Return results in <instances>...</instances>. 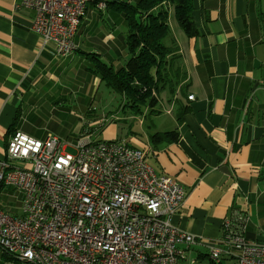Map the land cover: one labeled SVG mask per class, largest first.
<instances>
[{
    "label": "crops",
    "instance_id": "0c3cea01",
    "mask_svg": "<svg viewBox=\"0 0 264 264\" xmlns=\"http://www.w3.org/2000/svg\"><path fill=\"white\" fill-rule=\"evenodd\" d=\"M21 2L0 0V159L16 132L36 140L52 135L62 143L76 132V141H121L143 151L157 173L176 179L187 192L170 219L173 226L212 243L221 238L222 223L238 212L249 218L246 239L264 243V0H191L197 31L192 38L173 25L170 12L164 44L177 48L169 57L175 58L173 88L154 94L153 108L132 107L119 95L122 121L108 118L112 106L100 103L113 98V91L101 80L98 62L118 71L129 59L123 15L90 4L73 40L74 54L60 58L50 46L42 48L32 29L34 12ZM48 112L63 126L50 128ZM147 115L151 126L141 141L129 122L137 120L143 129ZM163 116L168 121L161 123ZM117 122L124 133H117ZM91 127L101 133L93 140L85 137ZM163 134L172 137L151 139ZM75 147L76 142L74 153ZM197 248L185 255L195 251L200 258ZM7 258L0 252V264H16Z\"/></svg>",
    "mask_w": 264,
    "mask_h": 264
},
{
    "label": "built area",
    "instance_id": "2783aa9c",
    "mask_svg": "<svg viewBox=\"0 0 264 264\" xmlns=\"http://www.w3.org/2000/svg\"><path fill=\"white\" fill-rule=\"evenodd\" d=\"M91 3L22 0L21 7L34 12L42 48L67 58ZM6 189L22 201L18 217L0 209V251L20 264H180L196 246L215 264H264V243L246 239L245 214L225 220L212 243L173 226L187 192L121 141L83 138L70 155L56 136L36 140L16 132L0 159V193Z\"/></svg>",
    "mask_w": 264,
    "mask_h": 264
},
{
    "label": "trees",
    "instance_id": "16d2710c",
    "mask_svg": "<svg viewBox=\"0 0 264 264\" xmlns=\"http://www.w3.org/2000/svg\"><path fill=\"white\" fill-rule=\"evenodd\" d=\"M96 3H104L106 8L113 7L123 15L127 26L125 44L129 55L124 67L118 71L98 62L101 80L107 88L122 95L130 106L155 107L157 100L154 94L157 95L164 87L171 90L173 86H170L169 77H176L170 65L175 58L169 57L174 56L177 48L164 44L169 35L170 12L176 25L188 38L197 35L192 22L191 0H137L134 5L92 0L91 4ZM163 137L172 136L155 135L151 139ZM209 264L215 263L210 261Z\"/></svg>",
    "mask_w": 264,
    "mask_h": 264
},
{
    "label": "rangeland",
    "instance_id": "374dc122",
    "mask_svg": "<svg viewBox=\"0 0 264 264\" xmlns=\"http://www.w3.org/2000/svg\"><path fill=\"white\" fill-rule=\"evenodd\" d=\"M99 11V10H98ZM173 22V21H172ZM175 22V21H174ZM173 22V25L178 28V26L176 25V23ZM103 92H105V89L102 88L100 90V92L98 93V96L96 98V101L93 102V106L95 108H98V101H99V96H101V94H103ZM107 92L111 91L109 89H107ZM113 98H111L110 100H102L100 99V103L102 106H104L105 108H107V104L110 106H112L110 109H108L106 112L109 113L111 112L112 116H108V118L111 117V119L113 120H117V121H122V119L124 117H126V115H122V113H120L121 111H118L120 105H121V99L119 97L118 94L113 93ZM129 109H125L124 112L128 113ZM97 115H101V113H99L98 111L96 112ZM94 117V116H93ZM121 118L120 120L118 118ZM141 117V116H139ZM146 121L144 124L143 129H140L138 126V121L137 120H131L129 123L132 126V132L136 133L137 135H139L138 137L141 139V141H145L146 135L143 133L145 131V129H148L151 126V121L152 118H148L149 115L146 116ZM107 118V119H108ZM46 119L50 122V128H51V124H55L56 126L61 125V127L63 126V124H61V120L57 119L55 114H51V112H48L46 114ZM161 123L168 121L166 116H163L160 120ZM122 122H117L115 123V129L117 131V128L122 130V133H124V128H121L119 126V124H121ZM67 125V124H66ZM98 127H91L90 129H87V132H90V134H87L85 137H90L91 140L96 139L95 136L100 135L101 133H99L97 131ZM67 131V130H66ZM86 132V131H85ZM86 132V133H87ZM118 133V131H117ZM82 135V134H80ZM77 136L79 137L78 132H76L75 134L72 135H68L66 136V138H64L63 144L65 143L67 145V153L70 155L74 154V148L73 146L75 145V142L77 143ZM83 139V137L81 138ZM19 165V164H16ZM21 201H22V197L21 195H18L16 193H14L12 191V189H6L5 191H2V193H0V209L8 214H10L13 217H18L19 213H20V207H21ZM260 229L264 232V227H260ZM198 252L203 255V257L200 258H196L197 253L195 251L191 252L189 255L186 254L185 255V261L181 260L180 264H209L210 263V259L207 257V252L203 249V248H197ZM1 252V251H0ZM14 264V263H13ZM17 264V262H16ZM221 264H235L234 260H228V261H222Z\"/></svg>",
    "mask_w": 264,
    "mask_h": 264
}]
</instances>
